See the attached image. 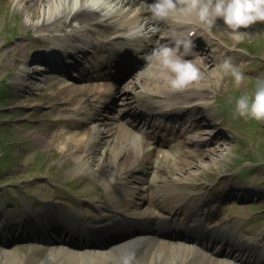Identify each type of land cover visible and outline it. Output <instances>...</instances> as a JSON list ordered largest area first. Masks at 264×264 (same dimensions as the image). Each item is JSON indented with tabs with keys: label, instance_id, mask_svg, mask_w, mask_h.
Wrapping results in <instances>:
<instances>
[{
	"label": "rangeland",
	"instance_id": "1",
	"mask_svg": "<svg viewBox=\"0 0 264 264\" xmlns=\"http://www.w3.org/2000/svg\"><path fill=\"white\" fill-rule=\"evenodd\" d=\"M67 3L68 0H60L59 8L56 7L53 15L48 14L46 25L69 21V10L72 6H78L79 0H73L70 6ZM42 4L38 5L40 11L44 8ZM64 7H66L64 15L56 17L57 9L61 8L62 11ZM96 16V21L101 20L98 14ZM96 21L92 22L93 26L90 25V39L104 41L107 37L100 30L109 29H106L104 22L100 25L96 24ZM41 22V15L35 19L29 17L24 7V0L20 2L0 0V91L2 92L0 93V220L6 217L5 214L10 209L11 223L22 224L25 217L31 220L32 214L27 212L26 208L32 206L33 209L35 205L40 211L49 212L54 209L66 213L65 215H72L73 219L84 217L91 221L111 216L112 210L123 211L118 206H123L125 203L116 206L112 202L113 206L108 205V198L115 195L116 191L108 189L103 170H98L100 173L95 174L94 171L97 170H94V166L77 167L76 159L73 157L76 152L64 153L57 148L58 146L55 147L48 141L39 143L31 135V131H41L44 137H52V132L56 131L57 127L51 113L64 105L63 101L69 97L70 91V87L63 91L64 84L57 78L48 77L49 79L46 78L41 82L37 77H47L49 74L33 71L32 66L35 65L33 63L37 56L55 46L57 51H63L64 45L73 40L66 37L64 32L47 31L50 28L40 31L36 24L39 25ZM73 25L72 22L67 30ZM211 30L215 31L217 40L230 51L227 58L230 57L236 66L244 65L237 66L244 73V77L240 87H237L231 75L225 73L220 65L219 68H213L215 79H206L202 82L204 87L198 88L192 84L187 92L164 89V96L168 102L174 97L190 95L194 98L198 97L197 100L202 103H209L212 112L210 114L216 120L213 119V128L206 131L192 130L189 134L203 139L201 134L210 132L216 135V139L212 144L209 142L207 145L183 148L189 152L184 163H191L190 176L176 180L162 172L159 177L174 183L172 190L190 192L193 201L196 200L200 203V207L203 206L202 209L196 207V214L204 219L207 214L209 227L221 219H226L227 222L222 228L230 233V238L233 239L231 243L242 242L241 254L256 264H264V132L262 131L264 121L258 122L252 118L239 116L235 111L236 98L244 91L251 92L255 85V82L251 83V81L256 80L259 74L264 76V21H256L248 25L245 30L247 34L240 39L233 38L229 32L223 31L218 26H214ZM70 33L84 43L90 42L87 36L84 37L73 31L68 33L70 36H72ZM162 33H159L160 36L164 35ZM113 37L114 35H110L107 39ZM218 41L215 43L220 44ZM75 43L79 44L77 41ZM88 49L92 51L90 53L92 56L95 51L89 47ZM255 52L262 56L254 54ZM146 69H151L149 63ZM21 71L28 73L24 80L27 83L26 88L24 87L25 91L17 89L23 83L18 76ZM136 77L135 75L129 79L131 82L129 86H132ZM157 81L159 82L158 79ZM71 89L77 91L79 100L87 96L85 86L73 85ZM126 90L128 88L124 89V93ZM134 90L137 94L143 93L138 88ZM117 97L118 95L114 100H107L106 106L115 109L111 114L125 111L127 107L124 104H132L134 101L129 99L126 102ZM79 103L82 106L80 101ZM99 110L100 117L110 114L107 108ZM199 117H205L204 113ZM199 117L192 122L193 129H196L194 126L201 122ZM118 121L121 124L126 123V127L132 128L137 136L148 131V128L144 129L143 124L134 121L133 118L123 116ZM184 128L174 130L178 132ZM119 131L125 134L124 130ZM163 135L161 133L160 138H163ZM137 151L134 147L133 152ZM150 157L151 159L156 157V153L150 154ZM136 176L143 177L134 170L127 173L126 189L129 186L142 185L134 181ZM243 187H247L248 190L241 191ZM250 188L254 190L250 191ZM142 194L143 198L140 199L134 194L129 202L131 201L130 206L137 204V209L143 212L141 217L145 218L149 215V210L158 207L159 202L151 187ZM243 194L247 195V199L251 198L241 201L239 197ZM180 202V199L174 200L165 206L174 209ZM176 212L179 213V210ZM193 219H197V216ZM33 243L22 241L6 247L0 245V264H44L49 256L48 252L53 251L54 247L40 248ZM154 244L151 246L154 247ZM230 245L228 240L225 248H229ZM164 249L165 247L161 252L168 255L166 260L172 264H179L180 258L170 254L173 252L168 249ZM64 250L65 252L61 250L53 257L56 262L52 264H64L61 253H64V256L68 252H77L72 249ZM202 250L190 256L191 264H222L221 262L234 264L229 258H221L211 250ZM4 251H11L13 255L9 257L3 254Z\"/></svg>",
	"mask_w": 264,
	"mask_h": 264
},
{
	"label": "bare ground",
	"instance_id": "2",
	"mask_svg": "<svg viewBox=\"0 0 264 264\" xmlns=\"http://www.w3.org/2000/svg\"><path fill=\"white\" fill-rule=\"evenodd\" d=\"M20 1L22 0H17V2ZM39 1L40 4L43 3L42 5L44 6L42 11H40V9L38 8V5H40ZM72 1L73 0H68L67 4H69L70 6L72 4ZM99 1L100 0H79L80 4L78 5V7L76 8L72 6L71 10H69V21H61L62 25L51 23L50 26L46 25L45 23L48 19V14L51 13L53 15L54 11H56V7L59 8L58 5L60 4V0H24V7L28 11L29 17L31 19L38 18L41 15L42 22L39 25L36 24L40 31H44L47 28H50L47 31L52 32L54 30H57V32H64V35L66 37L68 36L71 39L75 38V36H73L71 33L70 34L72 36H70L68 34L70 31L76 32L77 34L83 35L84 37L87 36L90 32V25H92V22L96 21L97 19L96 14L99 15V18L104 19L96 22L97 24H100L101 21L107 23L109 20L117 18V21L114 24H110L108 26L111 27V30L117 33L120 32L122 36L117 37H121L123 38V40H126L124 39V36L125 38L129 36L128 40L132 42H137L138 40L144 39L146 37L145 35L148 34L147 25L150 23L157 25V30L151 32V35L149 36L151 38L156 36L158 30L160 29L169 30V33H172L173 28H179L181 31L185 32H195L196 30H199V28H197L195 25H180L170 19L158 21L152 20L149 17V14H147L146 10L144 9V5H142V3H138L136 0H103V2L99 4L100 8L98 11L90 7L91 3L97 4ZM74 8L76 9L72 11V9ZM60 9H57L56 17H58L59 15L62 16L66 12V7H64L62 11ZM72 22L74 23V25L70 30H67V27L72 25ZM141 23H144L145 25L144 34H138L137 31L133 30L137 25ZM216 24L221 26L224 31L226 30L219 18H217ZM238 27L243 31H245V29L247 28V26ZM200 30L204 31L205 35L207 36V30ZM100 32L105 34L104 31L100 30ZM193 39L196 40V38ZM168 40L169 39H166L164 41ZM77 42L79 44L70 41L69 44L64 45V50L65 53H67V56L83 54L85 52L83 48L86 46V43L82 42L80 39H78ZM88 44H90V46L95 45L96 47H98V44L100 45L97 40H90ZM106 45L107 44L101 43L102 51L112 56L116 55L114 53L115 50L112 45V49L104 50V47ZM137 46L142 47L143 45ZM210 49H214L212 55L209 54L208 51L210 50H208L205 55L198 56L193 61V63L196 64L200 69L201 73V79L194 83V85L198 88L204 87V84L202 82L206 79H215L213 68H219L223 60L226 59L228 55V53H226L225 51H223L225 54L221 56L218 55L221 52V49H219L218 52L216 50L217 47L215 46L211 47ZM57 52L58 51L56 46L52 47L49 50V53ZM60 53H62L60 58L53 57L47 59V61H51L53 65L44 62V65L38 63L34 65V67L37 69L47 67V69L49 68V70H52L53 66L59 68L69 66L68 63V65L66 64L67 59L65 57V54H63L62 51ZM76 62L77 59L72 63V65L76 64ZM62 64L64 65L61 66ZM49 65L51 67H49ZM239 66L242 67L244 65ZM21 72L22 76H19L20 80L25 76L24 71ZM153 72L154 68L151 67V69L142 72L141 75H137V78L135 82H133V84L144 90V94L142 95L143 97H135V99L137 100L138 104L142 103L147 108L153 107L154 109L159 110L164 108V96L162 95L164 87H162L158 81L154 80ZM112 85L113 83L106 82L86 84L85 87L87 89V96L82 100L78 99L77 91H73V89H71L73 85H63L62 88H65L63 89V91L66 90V88L70 87V91L68 93L69 97L65 101H63L64 105L62 107L55 109L53 113H51L57 130L52 132L51 138L44 137V134L40 131H33L31 132V135L33 139H35L39 143L48 141L55 147L58 146L57 148L64 153L71 154L76 152L73 154V157L76 159L77 167L94 166V170H97L94 171L95 174L100 173L98 172V170H103L104 177L107 179L106 181L109 187L108 189L116 191V196L113 195L111 196V198L109 197V202L107 203L111 206H113L112 202L115 203L116 206H118V204L120 203H125L123 206L118 207L129 210V212L125 214V218H127L128 220H135L136 222L139 220L137 213L128 208L129 206L127 203L129 202L130 198L133 197L134 194L138 196L136 198H141L142 193L148 187H151L154 189V193L157 196V201L160 204L158 210H161L162 212L167 214L152 211L150 213V216L148 217L149 221L146 222L151 225V221L154 225L158 226L161 223H163L164 225H175L181 219L178 220L176 214L168 212V209H166V206H164L163 203L174 202V200L179 198L186 199L187 201L188 198L185 197V194L183 192L177 191L176 189L172 190L171 188H173L174 184L169 180L160 179L159 173L163 172L167 177H172L176 180L183 178V176H190L189 169L191 168V163H184L188 157L189 152L183 150V147H185L184 145L198 146L206 143L191 136H183L181 138L177 136L171 139L176 144L172 146V148L175 149L173 150V153H168L169 150H167V152L163 150L157 151V147L155 146H152L149 151L148 149L146 150V145L149 143V141L146 142V138H131L127 135L121 134L119 128H114L113 126V120L115 119L114 117H109V122L101 121L96 117L97 105L103 104L105 97H108L110 92L113 91L114 86ZM188 88L184 89L185 92L188 91ZM121 89L119 90L120 92ZM84 91L86 92V90ZM173 99H176L178 103L184 102L188 106L196 107L202 105L201 102L197 101L198 97L194 98L190 95ZM183 99L185 101H182ZM79 101L82 103V106L80 105ZM167 108L171 110L175 107L173 105H168ZM132 114L133 113H130V115ZM88 119H94L95 121L92 122ZM156 126L157 125H152L155 130L157 129ZM179 138L181 139V142L178 141ZM134 147L137 148V152H133ZM154 150L159 153L157 158L149 159V155ZM180 163H182L183 165H180ZM129 167H134L137 172H142L144 175H148V177L146 178H141V181L145 183L144 185L131 186L126 189L125 174L129 172ZM130 203L131 201L129 202V204ZM184 210L190 211V205H188L186 209L184 207ZM222 223L223 220H220L219 225L215 226V230L210 232V234H212L214 231L218 232L217 229ZM183 227L184 226L181 225V228L175 231H171V240L175 241L182 238V243H163L159 241L155 242L154 247H152L150 245V242H152L153 240L150 238V236L152 238L156 237V229H152L150 231H130L126 233V235H124L121 240L111 244H107L106 246L97 247L93 246L92 244H86L83 246H77L79 247V249L76 253L68 252L64 256V253H61V259L63 260L62 263L75 264L82 262V264H125V262H127V264H172L169 260H166L168 258V255L162 254L161 252L165 247V249L173 252H169L170 254L176 255L178 258H180L179 264H187L190 261V256L193 253L200 252L201 248H199V246L195 244V240H187V237L183 239L184 236L182 235L181 230L183 229ZM45 241H47L48 243H53L52 241L49 242L48 239H45ZM214 243L216 245H219L221 242L218 241L217 243V241H215ZM215 244H213V248L216 247ZM205 247H208V245H205ZM208 248L221 254V256L224 258L223 247L219 246L215 250L212 249V247ZM61 250L65 252L64 248L60 247H55L53 248V251L48 252L49 256H47L44 264H52L56 262L55 258L53 257L55 255L57 256V253ZM3 254H6L9 257L13 255L11 251H4ZM227 256L228 255L226 254L225 257L228 258ZM221 263L229 264L225 262ZM188 264H191V262H189Z\"/></svg>",
	"mask_w": 264,
	"mask_h": 264
},
{
	"label": "clouds",
	"instance_id": "3",
	"mask_svg": "<svg viewBox=\"0 0 264 264\" xmlns=\"http://www.w3.org/2000/svg\"><path fill=\"white\" fill-rule=\"evenodd\" d=\"M90 7L98 6L91 3ZM146 10L153 20L170 19L180 25H195L204 30L216 26L219 18L235 39L247 34L238 26L264 21V0H147ZM133 30L144 34L145 25L141 23ZM156 30V24L147 25L148 34ZM194 47L192 32L173 28L170 41L158 43L151 50L149 66L154 68L153 76L162 87L169 91H181L201 79L200 69L188 58ZM221 68L240 87L244 73L230 57L223 60ZM235 111L239 116L264 121V76L256 78L251 92L244 91L236 98Z\"/></svg>",
	"mask_w": 264,
	"mask_h": 264
}]
</instances>
